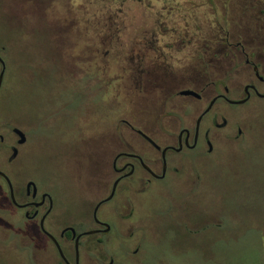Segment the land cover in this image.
<instances>
[{
	"label": "rangeland",
	"instance_id": "rangeland-1",
	"mask_svg": "<svg viewBox=\"0 0 264 264\" xmlns=\"http://www.w3.org/2000/svg\"><path fill=\"white\" fill-rule=\"evenodd\" d=\"M42 1L18 0L11 12L7 0H0V171L17 192L32 181L48 193L49 232L73 261V242L59 239L53 223L79 232L93 228L92 210L109 195L114 178L111 154L123 151L119 138L128 134L119 121L153 136L171 134L168 96L140 92L124 76L125 59L136 54L132 49L142 30L157 20L167 25L157 48L181 70L190 63L181 61L190 59L192 47L181 53L168 48L175 39L168 28L185 26L194 40L214 41L220 25L232 34L230 25L237 22V16L222 15V6L236 7L232 0H52L47 10ZM92 55L98 56L95 62L81 63ZM229 66L211 64L203 80L237 89L240 80L223 77ZM221 110L238 121L243 142L210 155L171 154L188 170L170 173L146 190L122 183L97 212L112 232L80 239L81 264H264V100L219 104L203 126ZM13 128L24 133L25 144L17 145ZM229 134L212 128L214 136ZM134 140L136 150L151 152ZM11 147L18 155L8 162ZM4 192L0 179V264H56L54 245L10 207Z\"/></svg>",
	"mask_w": 264,
	"mask_h": 264
},
{
	"label": "flooded vegetation",
	"instance_id": "flooded-vegetation-1",
	"mask_svg": "<svg viewBox=\"0 0 264 264\" xmlns=\"http://www.w3.org/2000/svg\"><path fill=\"white\" fill-rule=\"evenodd\" d=\"M36 1L38 3L43 2L42 0ZM232 1L236 8L227 11L224 5L221 10L222 15L237 16V22L230 25L234 29L232 34L223 25H220L215 35L217 39L214 41L210 39L194 40V34L185 26H183L182 30L174 27L168 28L171 35L175 38L173 42H170L171 44L168 48L172 50L174 47L179 48L176 52L179 51L181 53L184 48L192 47L189 55L190 59L186 57L184 61H181L182 63H190L181 70L172 66V62H174L172 55H164L157 48V44L163 36V28L167 25L157 20L148 29L144 28L142 30L139 41L133 45L132 53L136 49V54L130 56L129 59H125L127 72L124 73V76L140 92L143 91L145 94L164 93L168 96L165 104V106L168 105V108L166 107L165 109L173 113L165 117L168 118L169 124L167 126L171 134L162 137L158 131L153 136L143 130L136 129L135 126L125 120L119 121V125L126 128L128 134L119 138V142L124 148L123 151L111 154L110 163L114 177L111 189L117 181L115 193L125 181L132 188L135 187L143 191L152 183L167 179L170 173L176 177L180 172L183 173L188 170L189 165L186 162L172 159L170 157L171 154L185 155L196 151L210 155L217 147L222 145L233 146L236 144L240 145L243 142L245 138L244 130L239 126L237 120L232 122L231 117L224 114L225 112L222 110L213 115L209 126H203L205 118L219 104L242 107L255 100H264V0ZM7 2L11 12H15L18 0H7ZM47 2L48 10L51 8L52 0H47ZM231 4L229 3V5ZM62 31L66 32L65 29ZM194 56L195 58L193 59ZM97 58V55L88 56L81 60V63H93ZM192 62L198 67V72L194 71L193 66L195 65ZM214 63L220 65L221 68L225 64L230 65L228 73L225 72L223 77L225 79L227 74L231 79L240 80L237 89L226 86L222 81L208 83L203 80L204 77L202 75ZM1 70L2 67L0 65V72ZM100 91L101 93L99 94L98 92V94L101 97L102 94L104 95L105 89L101 87ZM184 91H192L195 95L181 94ZM210 105L209 111L204 113ZM186 112H190L189 115L192 114V116L186 115ZM172 116L174 120L170 119ZM199 118L200 122L197 127L196 122ZM218 119H221V123H217ZM212 128L216 131L228 129L230 134L214 136L212 135ZM134 139H138L151 152L136 150L134 145L139 143ZM2 141L3 138L0 136V142ZM13 149L17 150L16 147H11V152ZM13 159L9 158L8 162ZM0 179L7 187V192H4V196H8L10 207L15 211L23 212V217L28 222H35L37 231L45 239L54 245L48 236L50 234L60 245L59 240L49 232L51 227H48V225L50 226L53 217V202L51 199L50 204L48 193L39 191L37 187L35 194L32 188L27 190V183L32 182L28 181L25 184L24 191L17 192L13 188L15 198V203H13L5 180L1 176ZM18 199H21V201H18ZM102 201L104 199L98 203ZM107 202H102L100 207ZM94 208L91 214L93 228L88 231L79 232L77 228L66 226L65 223H53L59 239H70L73 242L74 249V238H72L69 228L75 231V237L81 235V238L86 236L84 233L90 231L94 233L89 236L95 237L111 233L112 226L102 221L97 214V221L94 219ZM131 216L132 210L127 218ZM137 251H139L138 247L134 249L132 254L136 255ZM56 252V264H66L57 250ZM65 258L68 264H76L75 250L73 261H69L66 256ZM78 264H81L80 254ZM108 264H113V260L110 259Z\"/></svg>",
	"mask_w": 264,
	"mask_h": 264
},
{
	"label": "water",
	"instance_id": "water-1",
	"mask_svg": "<svg viewBox=\"0 0 264 264\" xmlns=\"http://www.w3.org/2000/svg\"><path fill=\"white\" fill-rule=\"evenodd\" d=\"M0 65L2 67V70L0 72V88H1V85H2V82H3V76H4V62L2 61L1 58H0ZM181 94H183V95H195V93L192 92V91H184V92H181ZM210 107H211V105L206 109V111L204 113L208 112L209 109H210ZM199 122H200V118L196 122V126L197 127L199 125ZM12 132H13V134H15L18 137V141H17V144L18 145H22V144L25 143L26 137H25V135H24V133L22 131H20L17 128H13L12 129ZM16 156H17V150L16 149H13L12 150V153H11V156H10V159L15 158ZM0 176L5 180V182H6L7 186H8V190H9V193H10V199L12 200L13 203H15V198H14V195H13V187H12V183H11L10 179L6 176V174H4L1 171H0ZM116 185H117V181L112 186V189H111L109 195L102 202H107V201H109V200L112 199V197H113V195L115 193ZM30 188H32V191L35 194V192H36V186H35L34 182L27 183L26 189L29 190ZM48 199H49L50 204H51V198L49 196H48ZM102 202L98 203L95 206V208H94L93 215H94V219L96 221H97V218H96L97 210L100 207V205H101ZM106 227L108 228L107 225H106ZM69 230L72 233V238H74V250H75V256H76V264H78L79 240L81 238V235H78V236L75 237V231L72 228H69ZM93 233H94L93 231H90V232L84 233V235L89 236V235H92ZM48 236L51 239V241L54 243V246H55L56 250L58 251L60 257L65 261L66 264H68V262L66 261V258L64 256V254L62 252V249H61L60 245L58 244L57 240L53 236H51L50 234H48Z\"/></svg>",
	"mask_w": 264,
	"mask_h": 264
},
{
	"label": "trees",
	"instance_id": "trees-1",
	"mask_svg": "<svg viewBox=\"0 0 264 264\" xmlns=\"http://www.w3.org/2000/svg\"><path fill=\"white\" fill-rule=\"evenodd\" d=\"M58 30H59V32H61L60 29H58ZM60 34H61V33H60ZM61 41H62L63 44L66 43V41H65L63 38L61 39ZM64 41H65V43H64ZM64 47H65V45H63V48H64ZM63 54H65V52H64ZM62 57L65 58V55H62Z\"/></svg>",
	"mask_w": 264,
	"mask_h": 264
}]
</instances>
